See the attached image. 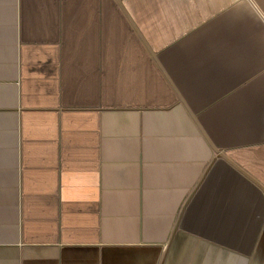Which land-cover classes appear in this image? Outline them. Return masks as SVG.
I'll use <instances>...</instances> for the list:
<instances>
[{
    "label": "crops",
    "instance_id": "obj_1",
    "mask_svg": "<svg viewBox=\"0 0 264 264\" xmlns=\"http://www.w3.org/2000/svg\"><path fill=\"white\" fill-rule=\"evenodd\" d=\"M0 264H264V0H0Z\"/></svg>",
    "mask_w": 264,
    "mask_h": 264
},
{
    "label": "water",
    "instance_id": "obj_2",
    "mask_svg": "<svg viewBox=\"0 0 264 264\" xmlns=\"http://www.w3.org/2000/svg\"><path fill=\"white\" fill-rule=\"evenodd\" d=\"M200 130H201V132L204 134V132L202 131V129L200 128ZM210 145L212 146V144L210 143ZM213 147V146H212ZM215 150V152L220 156V157H222V158H224L227 162H229L231 165H233V163H232V160L226 155V154H224L223 152H221L220 150H218V149H214Z\"/></svg>",
    "mask_w": 264,
    "mask_h": 264
}]
</instances>
